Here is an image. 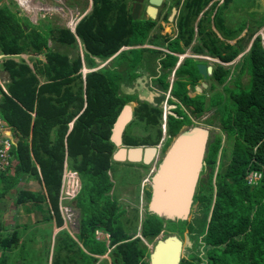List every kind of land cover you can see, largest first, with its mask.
<instances>
[{
	"label": "trees",
	"instance_id": "16d2710c",
	"mask_svg": "<svg viewBox=\"0 0 264 264\" xmlns=\"http://www.w3.org/2000/svg\"><path fill=\"white\" fill-rule=\"evenodd\" d=\"M209 2L210 5L203 11ZM8 5L0 3V54L6 55L0 59V68L6 71L2 78L5 91L0 88V115L7 125L24 137L29 131L28 111L33 109L34 117L31 149H27L24 139H17L12 151L17 160L14 175L0 176L4 178L0 180L3 182L0 196H14L13 202L23 203L26 211L38 209L43 202V219H54L57 226L61 225L57 193L61 182L63 133L59 126H63L82 108L74 128L65 138L67 165L76 171L81 182L79 192L72 199L73 205L80 210L74 237L87 253H102L105 250L104 242L94 240L93 235V229L101 227L110 235L108 245H113V264H148L147 259L143 260L144 256H148V248L138 241V237L129 239L138 223L137 209L118 203L108 174L111 171L114 177V164L117 165L110 158L114 150V145L108 139L110 127L120 106L131 100L132 96L123 93L121 79H108L111 71L104 67L86 75L82 90L80 83H76V77L73 78L75 66L65 61L68 52L76 48L73 34L66 27H53L41 22L33 24L26 17L18 16L17 11ZM171 6L177 9L173 18L176 34L171 37L157 32L149 37L155 21L143 17L131 18L126 0H90V10L77 20L73 28L82 44L86 64L94 65L95 58L105 59L121 44H142L145 41L180 53L181 46L189 42L193 21L201 11L197 31L202 45L222 62H227L244 50L251 31L230 44L215 35L208 26L209 21L226 38L232 39L246 28L247 16L261 8L257 0H222L220 5L215 0H171L162 16L165 21ZM258 16L255 19L257 25L264 20L263 14ZM49 40L53 48L46 47ZM259 40L256 35L246 51L252 80L249 90L244 93L239 89L238 70L233 73L229 86L224 87L227 102L217 118L220 130L225 133L224 145L219 134L207 142L203 165L191 198V218L164 219L148 210L141 218L140 233L147 242L162 229L168 233L171 231L167 230L170 226L167 228L166 220L182 224L179 231H185L184 237L190 243L183 245L179 264H264V39L262 43ZM43 49L44 63L40 60L36 63V56L30 57L34 71L22 59L17 60L16 56L15 59L12 56L27 51L37 54ZM137 51L133 55L145 62L159 58L160 73L156 82L163 93L168 85L166 76L172 70L176 56L166 52L160 56L161 51L153 49L147 50L150 56H141L143 50ZM241 66L240 85L246 90L250 84V71L245 60ZM227 73V69L219 65L212 70V76L218 82ZM246 73L249 77L244 81L242 76ZM36 74L44 79L38 86ZM70 74L72 77H68ZM173 75L175 79L170 93L181 103L191 105L195 112L199 111L201 96L191 97L185 93L186 85L195 83L200 76L194 61L184 58L174 69ZM176 81L181 82L176 92L178 96L173 90ZM169 103L173 101L169 100ZM231 105L233 107L230 108ZM175 113L176 117L167 115L168 130L163 149L184 124L183 118L179 117L181 115ZM159 117L160 109L156 106L139 103L134 109L132 122L138 120L149 129L154 128L152 137L155 140L149 144L157 143L160 137ZM92 123H100V128L89 134L87 127ZM53 125L57 126L56 135L50 143ZM128 140L127 144H136L134 139L129 137ZM34 163L39 168L41 180L38 179ZM119 167L125 169L127 166ZM250 170L260 172V178L253 183L247 182L245 177ZM22 175L26 182L27 179L36 180L41 189H22L13 195L11 189ZM133 192L132 202L136 205L137 183ZM149 196L150 191H144L146 200ZM45 198L50 209L46 208ZM18 230L8 235L0 234V250L6 251L8 256L14 254L16 261L8 259L7 264H34L38 259H34L35 250L28 245L34 229L25 233L23 224ZM87 253L78 247L67 231L61 230L54 238L50 264H93V257ZM100 264L106 262L101 261Z\"/></svg>",
	"mask_w": 264,
	"mask_h": 264
},
{
	"label": "crops",
	"instance_id": "0c3cea01",
	"mask_svg": "<svg viewBox=\"0 0 264 264\" xmlns=\"http://www.w3.org/2000/svg\"><path fill=\"white\" fill-rule=\"evenodd\" d=\"M209 5H210V3H208L207 6H205V8L203 9V11L206 8H208ZM128 6L131 7L130 3H128ZM171 7H174V6H171ZM175 9H176V7H175ZM203 11H201L196 16V18L194 19L193 24H192V31H191V35H190L189 42L185 46H181L182 47V52H180V53L170 52V51H168L167 49H165L162 46L150 44L147 41L143 42L142 44H139V43H134V44H121L117 48V50H115L113 53H111L108 57H106L103 60H99V59L95 58L94 65L88 66L86 64V61L84 60V57H83V47H82V44L80 42V39L75 34L73 35L74 36L75 43H76V48L75 49H72L74 51L70 50L68 52L65 61L68 63V65H74L75 66V73H74L73 78L76 77L75 78V79H77L76 80V83H80V85L82 86V90H84V84H85V77H86V75L88 73L94 72V71H96V70H98L100 68H103V67L105 69H108V70L111 71V74L108 77V79H110V77L112 79H127V80H124L123 83L120 82V86H121V88L123 90V93H125V92L128 93L130 96H132V99L129 100V101H127V102H125L124 104H122L120 106L119 112L117 113L116 117L121 112V110L123 109L124 106H126V107L128 106V109H129V119L122 126V129H121L120 135H119V144L113 143V141H111V139H110L111 130H112V127H113V123L116 120V117H115V119L112 122V125L110 127V134H109V137H108L109 141L112 142V144L114 145V150H112V152L110 153V158L113 161V163H117V165L118 164H126L127 167L137 166L136 164H140L141 165L142 163L140 161L135 162V161H127V160H120V161L119 160H116V159L113 158V154L116 151V149H117L118 146L127 147V146H138V145H140V146H143V145H152V144L147 143L146 140H142V142L138 141V142H136L135 145L127 144V143H129L128 142L129 141L128 140L129 137L131 139H132V137L130 135H128V134H125V129H126V127L128 125H130L132 123L134 109H136L139 106V103L144 104V105H147V106H149V105L150 106H156V108L159 109L160 102L163 99H165V102L167 104L168 110L175 115L173 117H176V113L173 112V109L172 108H174L175 105H177V104H179L181 106H185L186 108H188L189 109L188 111L190 113H191V111H193L196 114L195 115L196 117H190L189 114L185 111L186 115L189 117V119L191 120L192 123H190L189 125H187V124L186 125L185 124L181 125V127L178 130V132H179L183 128L184 129H188V128L192 127V126L200 128L199 125H202V121L205 120L208 117H212V116L214 117V116H216V117H214V118H216V119H214V123H216V121H218L217 120L218 115H219L220 111L224 108V106L226 104V100H227V94L224 91V87L225 86H229V81L232 78L233 73L235 71L238 70L239 73H240L239 74V79H238V85H239V89L241 90V92L246 93L249 90V88L251 87L252 80H251L250 63L247 60V58L242 60V54L247 51V49H248V47H249L252 39L255 37L254 34L251 35L250 36L251 38L247 40V43L245 44L246 46H245L244 50H242L241 52H239L230 61L222 62L216 55H214L210 50L206 49L202 45L201 36H200V34H198V31H197V24H198L199 18L202 16V12ZM164 12H165V9L163 11H161L162 16H163ZM169 12L166 15V22L167 23L169 22V24L172 23V25L170 27V30H172V28H174V33H173V35H171L172 33H170V31H165L164 30V32H162L161 34H167V35H170L172 37V36H174L176 34V28H175V25L173 23V18L175 16L176 12H177V9H176L175 13L173 14L171 20H168V18H167L168 15H169ZM258 12H260V11H258ZM258 12L255 13V14H253V15H251V16H247V18H246L247 19L246 24H248V22L250 20L254 22V24L257 26L256 28L259 29L258 32H260L263 35V38H262V42H263V39H264V20H263L262 23H260L259 25H257V23L255 21V17L258 16L259 14H263L264 15V13H258ZM159 14H160V11H158V7H157V13H156L155 18L158 17L157 15H159ZM143 15L146 16V14L144 12H143L142 16ZM137 17H139V16H137ZM154 19H151V20H154ZM159 23L162 24L163 21L160 20ZM208 26H209V28H211L214 31L215 35L219 39L226 40L230 44L233 43L235 41V39L239 38V36H242L244 33H246V34H249L250 33L249 30L246 31V28L248 26V25H246V28H244L239 33L238 36L233 37L232 39H230V38L228 39V38H226V36L218 28H216V27L213 26L211 20L209 21ZM49 42H50V40L48 41V43ZM48 43H47V46L46 47L53 48L52 47V42H51L50 45ZM78 43L82 47V53L81 54L79 53V55L76 52L77 44ZM145 44H148V45L142 46V45H145ZM124 45H127V46H124ZM195 47H198V48H195ZM119 49H121V50H119ZM137 49H142L143 50V52L141 53V56H143V55H145V56L149 55L150 56V54H147L148 53L147 50H149V49L160 50L161 51L160 56H163V53L164 52H166V53H172V54H174L176 56L175 64H174L172 70L170 71V73L166 76V81L168 82V85H167L166 90L163 93H162L161 89L159 88V86H158V84L156 82L157 79H158L159 73H160V65L158 64L159 63V58L157 57V59H153L154 61H151V62H150L151 59H149V61H146L145 62V61L137 58L136 55H133V54L136 53ZM44 50L45 49H43L42 52L37 53V55L35 57L37 59L36 63H38V60H40V62H43L44 63V61H45ZM134 50H136V51H134ZM72 52H75V53L71 57V56H69V53H72ZM16 56H19V58L22 59L25 64H27L24 61V59L22 58L23 54H17ZM184 58H190L191 60H193L194 63H195V65H196V67L198 65H203V67H204V72L203 73L199 72L198 71V68H197V72L199 73L200 76H199V78L197 79V81L195 83L189 84L190 85V90H192L191 91L192 94L197 95L196 93H201L203 95V97H204V102H202L201 109L199 111H196V112L193 110V107L191 105L181 103V101L178 100L177 97L173 96L170 93L172 81L175 79V76L173 75L174 69L178 66V64ZM239 60H241V63L245 60L247 62V64H248V69L250 71V84H249V86H248V88L246 90L242 89L241 88V85H240V83H241V75H242V70H241V67L242 66H241L240 63H236ZM29 62H30V64H27V65L30 66V67L28 66L29 69L31 71H34L33 66L31 64L32 61L29 60ZM236 64H237V66H236ZM218 65L221 66V68H223V69H227V71L229 73L228 75L226 74V76L224 77V79L221 82H218L212 76V70L216 66H218ZM31 66H32V68H31ZM5 75H6V71L5 70H2L0 68V88L3 91H5V89H4V85H3L4 79H2V78L5 77ZM36 76H37L36 78L38 80V84H37V86H38V85H40V84H42L44 82V79H43L42 76H40L38 74H36ZM68 77H72V74H70ZM126 81H129V83H130L129 86H125V82ZM73 84H74V81H73ZM70 85H72V84H70ZM217 85H219V88L220 89L217 88ZM166 91H168V95L167 96H165ZM133 94H134V97H133ZM160 95H162V97H161L160 101L157 102L158 97ZM82 97H84V96H82ZM213 98H215V102H212V99ZM169 100L173 101V103H169ZM206 103H208V106L210 108H214L213 106H216V109H215L216 112L214 111L215 113L214 112L213 113L211 112L209 115L203 116L202 113L205 111V104ZM17 104L23 109V106L19 102H17ZM171 105H173V106H171ZM169 111H168L167 115H171L169 113ZM81 112H82V108L79 109L78 111H76L65 122V124L63 126H59V127H61V132L63 133V136H62V139H61L62 144H63V151H62L63 159H62L61 172H62V170L64 168L70 169V167L67 165V163H68V160H67L68 153H67V149H66V146H65V138L68 135V133L74 128V124L77 121V119H78L79 115L81 114ZM28 114L30 115L29 131H28V133H27V135L25 137L24 136H21L20 132L17 131V130H15L12 126L7 125L3 121V119H2V117L0 115L1 120H2L3 124L5 125V127L7 126L8 129L10 130V135L12 137L11 151H13L14 147L16 146V142H17V139L19 137H21L22 139L25 140L26 145H27V149L28 150L31 149L30 148L31 124H32V120H33V117H34V110L32 109V111H28ZM63 114H65V113H63ZM200 116H201V118L203 120L201 119L199 121L198 118ZM179 117H181V116H179ZM208 122H210V120ZM161 123L162 122H161V115H160L158 126H159V129H160V133L161 134H160V137H159L160 138L159 141H157V142H160V143H162L163 137L167 136V134H166L167 127H168V125H167V116H166V119H165V122H164V124H165L164 125V128H165L164 134H162ZM214 123H213V125H214ZM92 124L93 125H90L89 127H87V130H88L89 134H93L94 132H96V129L97 128H100V123H97V124L92 123ZM202 126L203 127H201L200 129H202L206 133L205 150H204V156H205V152H206V149H207V142L212 141V139L214 138L213 136L215 135V133H213L211 135V138L207 139V136H208V134H207L208 133V131H207L208 125L205 124V122H203V125ZM56 128H57L56 125H53L52 126V130L50 131V139H51L50 143H52L53 138L56 135V133H55V129ZM146 138H150V137H146ZM64 151H66V153ZM204 156H203V158H204ZM155 157H156V153H155ZM155 157H153L152 161H154ZM12 163H13V168H14L15 165H16V163H17V160L15 159V156L14 155H13ZM114 165H116V164H114ZM146 165L147 164H145V166ZM202 165H203V159H202V163H201V165L199 167L198 174H199V172H200V170L202 168ZM35 166H36V174L38 176V179L41 180L39 168L37 167L36 164H35ZM61 172H60V175H61ZM108 174H109V180H110V178H112V176H111L112 172L111 171L110 172L108 171ZM2 175L3 176H6V177L7 176H13L14 175V169H13V171H10V172L1 174L0 176H2ZM24 177H25L24 175H22V176L19 177V179L16 182L15 186L11 189V193H12L13 190H15V192H17V191L22 190V189H31V188H22L23 187L22 184L25 183V178ZM0 178H1V180L4 179L2 177H0ZM139 179L137 177V180L138 181H139ZM27 180H30V179H27ZM34 181L37 182L36 180H34ZM138 181H137V185H138ZM40 183H41V181H40ZM113 184H114V181L112 182V186H113ZM2 185H3V182L1 181L0 182V187ZM120 185H121V183H120ZM130 185H133L134 187L136 186V184H130ZM80 186H81V182L79 181V190H80ZM34 190H36V189H34ZM134 190H135V188L133 189V191ZM58 191H59V187H58ZM139 192H141L140 191V185H139V190H138V195L140 196L141 194H139ZM142 194L144 195L143 192H142ZM6 196L7 195H4L3 197L0 196V234L3 233L4 235H8L12 231L10 228H6V227H3L2 226L3 225V223H2V217H3V215H6L7 216V211L5 210V207L2 205L3 204L2 201H3L4 198H6ZM132 196L134 198V192H132ZM139 196H138V198H139ZM138 198H137V203H136L137 205H138ZM44 202L47 205V207L49 208V204H48V201H47L46 198H45V201ZM70 202H71V205L73 207H75V208L78 209V213H79V211H80L79 210V207L74 206L72 200ZM14 204L15 203L13 202V199H12L9 207H13V206L15 207V205H18L19 206V205H21L23 203H19V204H15V205ZM18 206H16L15 208H18ZM19 211H20V208H19ZM50 213H51V211H50ZM58 213H59V211H58ZM59 215H60V213H59ZM60 217H61V215H60ZM78 218H77V223H78ZM17 227H20V225H18ZM61 230H65V229H61ZM61 230H58L54 234L53 239L56 236V234L58 232H60ZM94 230H98L100 232H103V231L108 232V231L105 230V229H103V228H101V227H98V226H96L93 229L94 240H96V241H103L104 242V246H105V250L106 251L104 250L102 253H89V252L87 253V251L82 247L81 243L78 242L77 239L74 237L75 233L77 232V224H76V232L73 235H71V233L69 231H67V230H65V231H67L69 233V235L73 238V240L77 243L78 247L83 252H86L91 257H93V259H94L93 260V264H100L101 261H105L106 262V260L104 259L105 258L104 256L108 253V250H109L108 249V244H109V242L104 237V235H100L99 237H97L95 235V233H94ZM34 233H35V230H34ZM34 233H33V237H34ZM28 240L30 241V239H28ZM149 250L150 249H148V251H147L148 253H149ZM4 253H5V259H6V256H7V259H6V264H7L8 263L7 260L8 259L10 260V258L6 254V251L0 250V261H2L4 259L3 256H2V254H4ZM51 254H52V250H51ZM113 255L114 254H112V256ZM0 264H3V262H0ZM106 264H107V262H106ZM110 264H113L112 259L110 261Z\"/></svg>",
	"mask_w": 264,
	"mask_h": 264
},
{
	"label": "rangeland",
	"instance_id": "374dc122",
	"mask_svg": "<svg viewBox=\"0 0 264 264\" xmlns=\"http://www.w3.org/2000/svg\"><path fill=\"white\" fill-rule=\"evenodd\" d=\"M179 1H181V0H179ZM215 1L217 2V5H220L222 3V0H215ZM257 1L261 5V8L259 10L260 12H258V13H264V0H257ZM170 2H171V0H164L158 6V11H160V14L157 15L158 17H156L154 19L155 22H154V25L152 26V29L149 31V34H148L149 37H151L153 34H155L157 32L161 34L162 32H164V30L170 31V33H172L171 35H173L174 28H172V30H170L172 23L169 24V22L167 23L165 20H163L162 14H161V11H163ZM0 3L9 4L8 6L12 10L17 11L18 16H20L21 18L26 17L33 24H37V23L41 22L43 24H48V25H51L53 27H66L68 29L71 25H73V23H75V21L79 17H81L84 13L88 12V10L90 9V0H30L29 4H26V5L19 4L18 2H16V0H0ZM128 3H131V0H126V5H128ZM142 5L143 6L145 5V0L142 1L141 7H143ZM67 10H69L71 12V15L68 14ZM169 11H170V9H169ZM142 14H143V8H140V11L138 14L139 18H141V17L146 18V16L145 15L142 16ZM258 17H260V16H258ZM258 17H255V19ZM262 18H264V15ZM160 20L163 21L162 24L159 23ZM250 21L247 24L248 26L246 28V31L249 30V31H251V35L254 34V36H256L258 34L259 29L256 28L257 26L254 24L253 21H251V22ZM48 44L50 45L51 41ZM146 45H148V44H145L142 46H146ZM124 46H127V45H124ZM119 50H121V49H119ZM72 51H74V50H72ZM76 52L78 55H79V53L80 54L82 53V47H81V45H79V43L77 44ZM74 53L75 52L69 53V56L72 57ZM31 55H33V54L30 53L29 51H27L22 56V58L24 59V61L27 64H30L29 60L31 61V59L29 57ZM245 56H246V52H244L242 54V60L246 59ZM14 59H15V57H14ZM236 63H240V60ZM31 64L34 67V63H31ZM240 64H242V63H240ZM32 66H31V68H32ZM236 66H237V64H236ZM228 74L229 73H227V75ZM248 77H249V75L246 73L242 76V79H244V81H246V80H248ZM120 82L123 83L124 79H121ZM180 83H181L180 81H176L174 83V89L173 90L175 91L174 94L176 96L179 95V93H176V92L178 91V87H179ZM129 84H130L129 81L125 82V86H129ZM189 84L186 85L185 93L190 95L191 97H195V94H192V92H191L192 90H190ZM217 88L220 89L219 85H217ZM184 89H185V86H184ZM196 94L201 96V101L204 102L203 95L201 93H196ZM133 97H134V94H133ZM212 102H215V98L212 99ZM226 102H227V100H226ZM213 107L214 108H210L208 106V103H206L205 109H207V110H205L202 113V115L207 116L211 112L212 113L214 111L216 112V110H215L216 106H213ZM231 107H233V105H231L230 108ZM172 109L181 115L185 125L186 124L189 125L190 123H192L191 120L189 119V117L186 115L185 111L189 114L190 117H196L195 116L196 114L193 111H191V113H190L188 111L189 109L186 108L185 106H181V105L177 104ZM214 117H216V116H214ZM214 117L213 116L208 117L205 120H203L200 116L198 118V120L200 121L202 119L203 120L202 125H203V122H205V124L208 125L207 139L211 138V135L213 133L219 134L222 138L221 143L224 145L225 133L220 130L221 125L219 124L218 121H216V123H214V119H216ZM209 120H210V122H208ZM213 123H214V125H213ZM202 125H199V127L200 128L203 127ZM152 133H154V128L150 127V129H149L148 127L144 126L142 124V122H140L138 120L136 122H132L125 129V134L130 135L132 137V139L135 140V142H138V141L141 142L142 140H146L147 143L153 142L155 140V138L151 137L153 135ZM177 133H178V131H177ZM177 133H175L174 135H176ZM146 137H150V138H146ZM159 139H158V141H159ZM50 141H51V139H50ZM64 152L66 153V151H64ZM163 153L164 152H161L157 157L160 159L162 157ZM119 165L122 166V165H126V164L114 165L116 171L114 172V177L110 178V180L112 182L114 181V184L112 186V191L116 195L118 203H123V206H127V207H130V206L136 207L137 215H138V218L140 219L144 216V212L147 211V208L145 206V200L143 198V203H141L139 201L140 196L138 195L139 196L138 205L137 204L135 205L132 203V199H133L132 192L136 186L134 187L133 185H130V184H136L137 183V177H138V179L139 178L140 179L138 181L137 191L139 190V185L141 183H143V187H142L143 193H144L145 189H147L146 192H149L148 191V189H149L148 188V180H150V178L148 175H149V171L152 169L154 163L152 161L149 164H147L146 166L136 164L137 166L125 167V169L119 167ZM0 180H1V178H0ZM120 183H121V185H120ZM22 185H23L22 188H31V189H36V190L41 189L39 183L35 182L34 180H31V179L28 180L27 182L25 181V183H23ZM204 187L205 188L207 187L205 183H204ZM12 193L14 195L15 190H13ZM139 194H142V193L139 192ZM58 196H59V194L57 193V206H58V209L60 211L59 213L62 217V223L59 226H56L54 219H52L51 221L43 219V215H44V211H43L44 210V204H43V202H41L39 204L38 209H34V210L29 209L28 211H26L24 208V204H21L19 206L14 204L15 207L18 206V208H15L14 206L9 207V205L12 201V198L14 196L7 195L6 198H4L2 201V203H3L2 205L5 207V210L7 211V216H8L7 217L6 215H3V217H2V223H3L2 226L3 227L10 228L13 232H18L19 227H17V226L24 224L25 225V230H24L25 233L29 232L31 229L35 230L34 237L32 239H30V241L28 242V245L30 246L29 248L32 247L35 250L34 259H38V261H36L34 264H44V263L50 264L49 262L53 258L52 254H51V250H52L53 242H54L53 236L58 230H61V229L68 230L71 233V235H73L75 233V227L76 226L74 225V222L76 224V218L79 217V216L77 217V214L79 215L78 209L71 205L69 197H65L62 200V202H59V204H58V198H59ZM27 205H29V204H27ZM141 205H142V207H141ZM66 207H68V208H66ZM19 208H20V211H19ZM46 208H48V207L46 206ZM69 210L72 211L74 218H73V215L72 216L68 215L67 211H69ZM191 215H192V213L190 211L185 219L189 220L191 218ZM159 216L163 217L164 219H166V218L171 219V217L166 216L165 214H159ZM74 219H75V221H74ZM172 221L171 220L165 221V224H167V228H169L168 226H170V228L167 230H171L170 231L171 233H174V231H175V235L181 240L182 245L189 244L190 242L187 241L184 237L185 231H183L182 233L179 231V229L182 228L181 227L182 224H180L178 222H172ZM140 225H141V223H139V221H138V223L136 224V228L133 232L132 238L138 237V241L141 242L142 244H144L146 246V248H148V249H149V247L152 246L154 239L164 235L165 232L168 233L167 231H164L162 229L158 233V235H156L154 238H152V240L150 242H147L140 233V229H141ZM29 236H31V235H29ZM112 248H113V246L109 247L108 248L109 252L104 256L105 257L104 259L106 260L107 264H110V261L112 259V254H113ZM15 250H17V249H15ZM186 250L187 249H184V251H186ZM2 256L4 259L0 262L6 263L5 253L2 254ZM9 258L11 261H16L14 254L9 255ZM146 259H147V257L144 256L143 260H146Z\"/></svg>",
	"mask_w": 264,
	"mask_h": 264
},
{
	"label": "water",
	"instance_id": "95a60500",
	"mask_svg": "<svg viewBox=\"0 0 264 264\" xmlns=\"http://www.w3.org/2000/svg\"><path fill=\"white\" fill-rule=\"evenodd\" d=\"M142 1H133L130 8L131 18H137ZM161 1L145 0L143 11L147 18H155ZM175 11V7L170 8L168 20H171ZM197 68L199 72H204L203 65H198ZM169 113L175 116L172 112ZM128 119L129 109L124 106L113 123L110 136L113 143L119 144L120 131ZM205 140V131L194 126L181 129L172 138L151 178L147 203L150 212L157 215L165 214L171 219L186 218L190 212V202L204 156ZM155 153L156 149L153 145L118 146L113 158L119 161H140L145 165L152 161ZM182 247V242L175 233H166L163 237L156 238L152 244L148 253V264H179Z\"/></svg>",
	"mask_w": 264,
	"mask_h": 264
},
{
	"label": "built area",
	"instance_id": "2783aa9c",
	"mask_svg": "<svg viewBox=\"0 0 264 264\" xmlns=\"http://www.w3.org/2000/svg\"><path fill=\"white\" fill-rule=\"evenodd\" d=\"M68 14L71 15V12L69 10ZM259 36L260 42L262 43L263 35L258 32L257 34ZM168 93L166 94V96ZM166 105L165 102L162 105V113H161V130L162 134L165 132L164 128V122H165V115H166ZM12 146V137L10 135V130L8 127L3 124L1 117H0V174L6 173L7 171L11 170L12 164L11 160L13 158V153L11 151ZM159 146V145H158ZM246 180L249 183H253L256 180L260 178V172L250 170L246 172ZM79 187L78 184V178L76 176V173L73 171L66 170L61 175V182H60V188H59V198H58V204L59 202H62V200L65 197H71L75 194L76 189ZM68 208V207H66ZM69 216H72L73 213L71 210L67 211ZM95 235L98 237L100 232L98 230H94ZM104 237L107 239L108 235L104 234Z\"/></svg>",
	"mask_w": 264,
	"mask_h": 264
},
{
	"label": "clouds",
	"instance_id": "9594fccd",
	"mask_svg": "<svg viewBox=\"0 0 264 264\" xmlns=\"http://www.w3.org/2000/svg\"><path fill=\"white\" fill-rule=\"evenodd\" d=\"M133 1L134 0H132L131 1V3H130V5H132V3H133ZM164 0H162L161 1V3L163 2ZM17 2V1H16ZM142 3V2H141ZM160 3V4H161ZM131 8V7H130ZM140 8H141V6H140ZM90 10V9H89ZM88 10V11H89ZM140 11V10H139ZM144 12V11H143ZM87 13V12H86ZM86 13H84V14H86ZM83 14V15H84ZM80 18V17H79ZM78 18V19H79ZM77 19V20H78ZM77 20L75 21V23L77 22ZM75 23H73V25H71L70 27H69V31L74 35V30H73V28H74V25H75ZM25 52H20V53H18V54H24ZM32 54H34V55H32V56H36L37 54H35V53H32ZM1 56H0V59L2 58V57H5L6 55H4V54H0ZM17 55V54H16ZM16 55H13V56H16ZM17 57V59L19 58V56H16ZM31 57V56H30ZM168 93V91H166V93H165V96H166V94ZM165 102V99H163L161 102H160V106H159V109H160V115H161V113H162V105H163V103ZM165 105H166V115H165V117L167 116V113H168V107H167V104H166V102H165ZM166 119V118H165ZM175 136V135H174ZM173 136V137H174ZM173 137H171V139L169 140V143H170V141L172 140V138ZM165 138H166V136L165 137H163V141H162V143H160V142H157V143H155V144H152L153 146H155V149H156V157H155V159H154V161H153V163H154V165H153V167H152V169L149 171V178H150V180H148V191H150L151 190V178H152V175H153V173L156 171V169H157V166H158V164H159V162H160V159L157 157L161 152H164L165 151V149L168 147V145L165 147V149H163V143H164V141H165ZM159 145V146H158ZM13 153V152H12ZM12 160H13V158H12ZM12 160H11V164H12V167H11V170L10 171H13V163H12ZM66 170H69V171H73V172H75L74 170H71V169H68V168H64L63 170H62V172H61V175L63 174V172L64 171H66ZM10 171H7V172H10ZM6 172V173H7ZM76 173V172H75ZM4 174V173H3ZM1 175V174H0ZM76 176H77V178H78V175H77V173H76ZM151 176V177H150ZM60 179H61V177H60ZM147 180V179H146ZM78 184H79V179H78ZM142 187H143V183H141L140 184V191H141V193L143 192L142 191ZM59 188H60V185H59ZM194 190H195V188H194ZM145 191H147V189H145ZM79 192V187L76 189V191H75V194L73 195V196H71V197H69V199H70V201L77 195V193ZM194 193V192H193ZM58 194H59V191H58ZM193 195V194H192ZM141 197H140V202L141 203H143V198H144V195L143 194H141L140 195ZM144 200H145V206H146V208H147V203H148V200H146L145 198H144ZM141 207H142V205H141ZM148 210V209H147ZM58 211H59V209H58ZM149 211V210H148ZM60 212V211H59ZM77 217H78V214H77ZM73 218H74V215H73ZM140 220H141V218L139 219L138 218V221L140 222ZM74 221H75V219H74ZM76 224H77V218H76ZM76 224H75V222H74V225L76 226ZM68 231V230H67ZM75 232H76V227H75ZM100 232V231H99ZM104 234H107L108 235V238H107V240H108V242H109V240H110V235H109V233L108 232H106V231H103V232H100V234L98 235V237L100 236V235H104ZM166 234V233H165ZM164 234V235H165ZM158 235V234H157ZM164 235H162V236H164ZM162 236H160V237H162ZM154 241H155V239L153 240V243H154ZM152 243V244H153ZM111 246H113V245H108V248L109 247H111ZM149 249H151V247H149ZM150 251V250H149ZM108 252H109V250H108ZM105 253V252H104ZM103 253V254H104ZM148 260V259H147ZM148 263V262H147Z\"/></svg>",
	"mask_w": 264,
	"mask_h": 264
},
{
	"label": "bare ground",
	"instance_id": "6f19581e",
	"mask_svg": "<svg viewBox=\"0 0 264 264\" xmlns=\"http://www.w3.org/2000/svg\"><path fill=\"white\" fill-rule=\"evenodd\" d=\"M19 4H23V5H26V4H29V1L30 0H16ZM128 108V106H127Z\"/></svg>",
	"mask_w": 264,
	"mask_h": 264
},
{
	"label": "flooded vegetation",
	"instance_id": "af4514ba",
	"mask_svg": "<svg viewBox=\"0 0 264 264\" xmlns=\"http://www.w3.org/2000/svg\"><path fill=\"white\" fill-rule=\"evenodd\" d=\"M142 4V3H141ZM143 6V5H142ZM141 8H143L144 9V6L143 7H141ZM163 237V236H162ZM132 237H130L129 239H131ZM152 247V246H151ZM147 258H148V256H147ZM147 262H148V260H147Z\"/></svg>",
	"mask_w": 264,
	"mask_h": 264
}]
</instances>
